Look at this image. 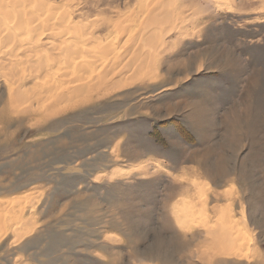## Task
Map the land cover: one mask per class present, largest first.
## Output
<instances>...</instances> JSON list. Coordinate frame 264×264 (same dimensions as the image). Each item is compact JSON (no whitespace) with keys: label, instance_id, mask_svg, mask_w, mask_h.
Instances as JSON below:
<instances>
[{"label":"rangeland","instance_id":"rangeland-1","mask_svg":"<svg viewBox=\"0 0 264 264\" xmlns=\"http://www.w3.org/2000/svg\"><path fill=\"white\" fill-rule=\"evenodd\" d=\"M19 1L0 21V264H264V1ZM142 4L162 8L143 47L116 39L120 59L142 63L137 78L46 118L9 99L30 88L41 24L40 58L74 61L48 43L52 16L68 25L54 24L58 42L92 60L83 36L108 41V22Z\"/></svg>","mask_w":264,"mask_h":264},{"label":"bare ground","instance_id":"bare-ground-1","mask_svg":"<svg viewBox=\"0 0 264 264\" xmlns=\"http://www.w3.org/2000/svg\"><path fill=\"white\" fill-rule=\"evenodd\" d=\"M6 1V4L7 5V0H0V21L2 20H5V19H10L11 18V14L14 15V13H19L21 12V7H20V3L19 4H12L10 5H7V6H2L3 3H5ZM14 1V0H13ZM19 1V0H18ZM25 1V0H23ZM30 1V0H29ZM141 1V0H139ZM159 0L156 1V4L158 3ZM191 1V0H190ZM254 0H243L244 4H252ZM262 1V0H261ZM264 1V0H263ZM20 2V1H19ZM33 1H31L32 3ZM38 2V0H37ZM41 2V1H40ZM43 2V1H42ZM174 2V1H172ZM171 2V3H172ZM196 2V1H195ZM30 3V6L33 5ZM138 3V2H137ZM142 3V2H141ZM197 3V2H196ZM206 3V2H204ZM255 3V1H254ZM25 4H26V1H25ZM42 4V3H41ZM39 4V5H41ZM149 4V3H148ZM243 3H241V6L244 5ZM263 4V2H262ZM135 5V4H134ZM159 5H162L161 3H159ZM24 6V5H23ZM145 6V5H141V9L139 10L138 8V11L136 13V8L133 7V14L130 13V14H127L126 16L128 17H124L122 20H121V17L120 18V21L118 22L119 24H115L108 22L109 25H113V30H114V36L112 37H109L110 39L106 42H103L101 39H106L108 38L107 35H104V36H94L93 35V32H89L88 33V37L87 36H83V39L85 37V39L87 40H90V41H93L95 43H97V47L95 49V51H97L99 54L98 56H94L93 58L94 59H85L84 57L85 56H88L86 55L85 53H83V51H81L82 49V45L83 43H66L64 41H59L58 42V39H60L61 37L63 38V29H61L62 27H66L68 25H66L63 21V23L59 24L60 23V17H59V21H57L58 19H55L57 22L55 21H52V24L50 23V20L51 18H53V16L51 17L50 14L52 15V13L50 12L49 14V7L46 9V14H48L49 16H45L47 18H44L46 19V22L49 20L48 17L50 18L49 22V25L47 27V29L49 28L50 26V29L51 30H56L55 32H53V34L51 35L50 34V39L48 41V43H50L53 47V49H58V51L60 52V56H62L63 58L66 57V59L68 58H72L74 61L72 62H69L67 61V68H63L60 66L58 67H55L56 69L54 70V68H51L53 66L49 65L46 61H44V58H40V56L38 54H43V46L45 44H47V42H43V40L41 41L40 38H37L39 36H37L38 34H40V29L42 30L43 32V29L40 28L42 26L41 23H38V24H41L40 27H39V32L38 34L36 35V38L31 40L32 42V47H29L28 48V51L29 53L27 54V57L26 59L28 58L29 55H36V60L38 61L34 67L36 68H33L30 70L29 73L33 72L35 74H31L30 75V78H32L33 80H31L29 77H27L28 80H26V78L24 79H21V83H20V86H25V85H28L30 88H26L24 91H17L15 92L14 94H9V99H28V101L30 102V104L27 106L25 112L28 113V115H31V116H35V115H41V116H44V118H46V116H52V115H56L58 113H60L62 110L66 109V108H69V107H73L75 106L77 103H82V102H85L89 99H93V98H98V97H101L102 95H104V89L106 87H109V86H112L114 85L115 83H117L118 81H121L123 80L127 74L126 72L128 71H132L133 72V77L134 78H137V74L140 70V67L143 66L142 63H136V59L134 58L132 60L131 56H129L131 58V60L129 59L127 62H125V60H122L120 59L121 58V54L120 56H118L119 54V49L121 47V44L119 43V39L116 40L117 38H121L122 35H126V40H128V37L129 39H133V45L135 44V47L139 48V50L143 47L142 46V42H144V36H143V33H146V24L147 23H144V20L146 19L147 21H149L150 23H154V21L156 22L155 18L157 16H160L161 15V11L160 9L162 8H157L155 7V5L150 8V7H147L146 5V8L142 10V7ZM157 6V5H156ZM193 6V5H192ZM11 7V8H10ZM37 7V6H36ZM39 8V6H38ZM37 8V9H38ZM45 8V7H44ZM54 8V7H53ZM58 8V7H57ZM195 8V7H194ZM199 8V7H198ZM204 8V7H203ZM36 9V10H37ZM164 9V8H163ZM177 9V8H176ZM181 9V8H180ZM26 10V9H25ZM40 10V8H39ZM43 10V13L45 12L44 9H41ZM110 10V8H109ZM107 10V11H109ZM131 10V9H129ZM184 11V9H182ZM29 11V10H28ZM28 11H25V13ZM63 11V10H62ZM204 11V10H203ZM23 12V11H22ZM128 12V11H127ZM175 12V10H174ZM35 13V12H34ZM42 13V15H43ZM129 13V12H128ZM178 15H179V12H177ZM181 13V11H180ZM20 14V13H19ZM22 14V13H21ZM20 14V15H21ZM37 13H35L36 15ZM38 14H41V11L38 12ZM37 14V15H38ZM45 14V13H44ZM60 14V13H59ZM131 14H132V17H131ZM136 14L137 15H141L143 14V16L141 17V19H137L136 18ZM159 14V15H158ZM176 14V13H175ZM199 14V13H198ZM197 14V15H198ZM25 15V14H24ZM27 16H30L29 14H26ZM33 14V16H35ZM183 15V14H182ZM185 15V14H184ZM204 15V14H203ZM32 16V15H31ZM144 16H146L144 18ZM177 16V15H176ZM201 16V15H200ZM21 17V16H20ZM166 17V16H165ZM163 16V20H165V18ZM178 17V16H177ZM183 17H186V16H183ZM17 18V17H16ZM144 18V19H143ZM48 19V20H47ZM62 19V17H61ZM162 19V18H161ZM11 20V19H10ZM35 20L34 17L30 18V19H17L16 20V26H17V23L19 25H22V24H28V23H32L33 21ZM39 20V19H38ZM54 20V19H53ZM116 20V19H115ZM118 20V19H117ZM182 20V19H181ZM125 21L126 23L122 24V22ZM5 22V21H4ZM44 22V21H43ZM45 22V23H46ZM55 22V23H53ZM69 22L71 21H68L67 24H70ZM6 23V22H5ZM14 23V22H13ZM73 22H71L72 24ZM76 23V22H75ZM11 24V23H10ZM34 24V23H33ZM54 24H59V25H62V27H60L59 25H54ZM71 24L69 26H71ZM149 24V23H148ZM155 24V23H154ZM165 24V23H164ZM24 25V27H26ZM30 25V24H28ZM64 25V26H63ZM74 25V24H73ZM151 25V24H150ZM33 26V25H32ZM31 26V27H32ZM36 26V24L34 25ZM39 26V25H38ZM21 28L23 27L20 26ZM20 27H17V28H20ZM31 27H28V29H31ZM43 27V26H42ZM35 28V27H34ZM32 28V32H33V29ZM75 28V27H74ZM81 27L78 28V30L80 29ZM86 28V27H85ZM82 29L83 31L85 30ZM103 28V27H102ZM106 28V27H105ZM37 29V28H36ZM73 29V26L72 28ZM77 29V28H75ZM27 30V29H26ZM35 30V29H34ZM77 30V32H78ZM70 31L69 30H66L64 33ZM76 31V30H75ZM81 31V29H80ZM79 31V32H80ZM86 31V30H85ZM45 32V31H44ZM52 32V31H51ZM76 32V33H77ZM140 32V33H139ZM35 33V31H34ZM85 32H83L82 34H84ZM157 33V32H156ZM73 31H72V35H73ZM109 35V34H108ZM93 36V37H92ZM147 36V39H148V36L149 35H146ZM151 36V35H150ZM149 36V37H150ZM48 37V36H47ZM87 37V38H86ZM32 38V37H31ZM43 38V37H42ZM92 38V40H91ZM84 39V40H85ZM150 39V38H149ZM63 40V39H62ZM125 40V39H124ZM126 40L124 42L123 45H125L126 43ZM47 41V40H45ZM80 41V39L78 40ZM77 41V42H78ZM90 41H87V42H90ZM61 42H64V45L63 43ZM82 42H84L82 40ZM93 42H92V45H93ZM137 42V43H136ZM155 42V41H154ZM91 43V42H90ZM139 43V44H138ZM36 44V45H35ZM66 44V45H65ZM132 44V43H131ZM130 44V45H131ZM141 44V46H140ZM145 44V43H144ZM35 45V46H34ZM138 45V46H136ZM132 46V45H131ZM34 47H37L35 49H33ZM162 47V46H161ZM42 48V49H41ZM131 50V49H130ZM134 50V49H133ZM136 50V48H135ZM88 51V50H87ZM93 51V50H92ZM50 52V51H49ZM53 52V51H52ZM116 52V53H115ZM140 53V51H137ZM135 52V53H137ZM91 53V52H90ZM93 53V52H92ZM133 53V54H135ZM138 53V54H139ZM142 53V52H141ZM152 53V52H151ZM53 54V53H52ZM89 54V52H88ZM104 54V55H102ZM112 54H115L112 56ZM110 55V56H109ZM47 56V55H46ZM103 56V57H102ZM106 56H109V58H107ZM134 56H137V55H134ZM22 57V56H21ZM114 57V59H113ZM139 56H137L138 58ZM51 58V57H50ZM89 58V57H88ZM54 58H51V60L53 61ZM141 59H144L143 57ZM20 60V59H19ZM29 61V63L32 61L31 59H27ZM48 60V59H47ZM55 60V59H54ZM141 61H144L146 62L145 60H141ZM152 61V60H150ZM65 62V61H64ZM47 63V64H46ZM62 63V62H61ZM53 64V62L51 63ZM133 65H136V67H132ZM65 66V65H64ZM24 70V69H23ZM21 73V72H20ZM134 73L136 75H134ZM8 74V73H7ZM20 75V74H19ZM29 76V74H26ZM33 75V76H32ZM32 76V77H31ZM22 77V76H21ZM35 77V78H33ZM35 80V81H34ZM40 82H39V81ZM11 81V80H10ZM31 82V83H30ZM30 83V84H29ZM16 84V83H15ZM13 84V86L15 85ZM19 85H18V89H19ZM21 90V88L19 89ZM11 91V90H10ZM103 91V92H102ZM77 99V100H76ZM27 101V102H28ZM65 103V104H63ZM8 109V108H7ZM33 117H31V119H34ZM40 119L38 118H35L34 120V124H37L39 122ZM10 217V216H9ZM5 219H3V221L1 220L0 221V227L1 225L5 223ZM8 223V222H7ZM6 223V224H7ZM12 223V222H11ZM2 225V226H3ZM10 225V224H9ZM12 225V224H11ZM6 228V227H5ZM4 229V228H3ZM1 230V229H0ZM16 230V229H15ZM224 231V230H223ZM222 231V232H223ZM226 231V230H225ZM232 233V232H231ZM239 233V232H237ZM224 235V240L228 241L227 244H232V241H233V238L230 236V234L226 233L223 234ZM243 235V234H242ZM243 237V236H242Z\"/></svg>","mask_w":264,"mask_h":264}]
</instances>
